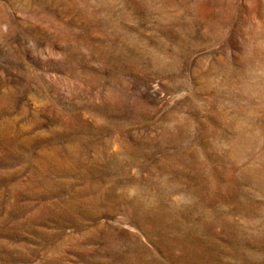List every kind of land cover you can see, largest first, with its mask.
Returning <instances> with one entry per match:
<instances>
[{"label":"rangeland","instance_id":"1","mask_svg":"<svg viewBox=\"0 0 264 264\" xmlns=\"http://www.w3.org/2000/svg\"><path fill=\"white\" fill-rule=\"evenodd\" d=\"M0 264H264V0H0Z\"/></svg>","mask_w":264,"mask_h":264}]
</instances>
